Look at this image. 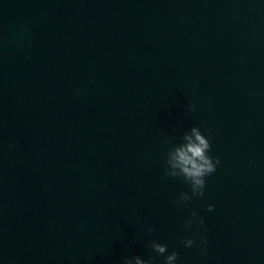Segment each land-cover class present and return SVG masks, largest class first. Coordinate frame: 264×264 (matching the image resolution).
I'll return each mask as SVG.
<instances>
[{
  "label": "water",
  "instance_id": "95a60500",
  "mask_svg": "<svg viewBox=\"0 0 264 264\" xmlns=\"http://www.w3.org/2000/svg\"><path fill=\"white\" fill-rule=\"evenodd\" d=\"M178 123L221 160L188 208L163 172ZM153 239L264 264V0H0V264H122Z\"/></svg>",
  "mask_w": 264,
  "mask_h": 264
},
{
  "label": "clouds",
  "instance_id": "9594fccd",
  "mask_svg": "<svg viewBox=\"0 0 264 264\" xmlns=\"http://www.w3.org/2000/svg\"><path fill=\"white\" fill-rule=\"evenodd\" d=\"M195 83L194 82V86ZM187 111H196L195 105H189ZM177 129H183L181 123ZM163 147V172L168 178L177 180L184 186L174 198L173 203L178 208H188L194 199L205 196L207 178L216 173L221 164L219 157L211 154L212 144L209 137L198 125L183 129L182 133L170 132L161 141ZM214 210V205L208 204L207 211ZM183 230L190 233L181 241L184 248H192L197 245L201 256L208 253V240L200 235L206 231L204 218L195 210H191L183 220ZM195 230V231H193ZM149 235L155 232V228L148 227ZM149 246L155 255L144 258L141 255L125 256L122 264H179L180 253L176 250L169 251L168 245L153 239Z\"/></svg>",
  "mask_w": 264,
  "mask_h": 264
}]
</instances>
